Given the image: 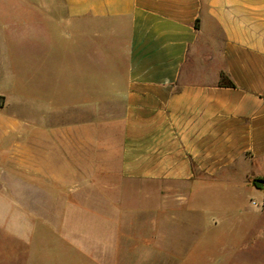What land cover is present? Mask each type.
Here are the masks:
<instances>
[{"label": "crops", "instance_id": "1", "mask_svg": "<svg viewBox=\"0 0 264 264\" xmlns=\"http://www.w3.org/2000/svg\"><path fill=\"white\" fill-rule=\"evenodd\" d=\"M52 9L60 18L49 0H0V160L5 185L27 197L29 240L35 218L59 209L64 234L89 224L93 264H113L124 241L174 264L255 248L264 0Z\"/></svg>", "mask_w": 264, "mask_h": 264}, {"label": "rangeland", "instance_id": "2", "mask_svg": "<svg viewBox=\"0 0 264 264\" xmlns=\"http://www.w3.org/2000/svg\"><path fill=\"white\" fill-rule=\"evenodd\" d=\"M49 2L51 19L60 18L52 6L56 5L60 10L62 0ZM53 45L51 44V48H56ZM4 75L5 87H9L10 74ZM7 169L3 159L0 160V264H93L90 257L89 224L78 223L76 227L74 225L68 228L70 234H64L65 227L61 222L64 211L59 209L53 215L47 212L46 215L35 218L29 240L25 231L27 197H24L20 186L5 185L3 174ZM21 180L25 181V177H21ZM151 218V215H147L138 220L147 221V230ZM139 226L143 227L141 223ZM134 244L124 241V247L120 249L113 264H174L169 259L155 257L153 253L143 259L142 253L133 248ZM225 254L222 251L218 255L225 257ZM229 261H226L227 264H264V238L259 240L255 248L242 251L235 259Z\"/></svg>", "mask_w": 264, "mask_h": 264}, {"label": "trees", "instance_id": "3", "mask_svg": "<svg viewBox=\"0 0 264 264\" xmlns=\"http://www.w3.org/2000/svg\"><path fill=\"white\" fill-rule=\"evenodd\" d=\"M221 83L227 85V86H234V84L232 83L231 80H229L225 75H222V79H221ZM260 179H255L253 181L254 185L257 186V187H260Z\"/></svg>", "mask_w": 264, "mask_h": 264}, {"label": "built area", "instance_id": "4", "mask_svg": "<svg viewBox=\"0 0 264 264\" xmlns=\"http://www.w3.org/2000/svg\"><path fill=\"white\" fill-rule=\"evenodd\" d=\"M253 204H256V203H253Z\"/></svg>", "mask_w": 264, "mask_h": 264}]
</instances>
